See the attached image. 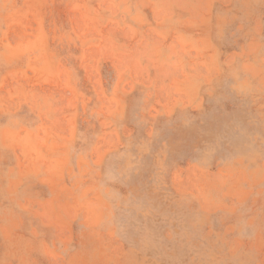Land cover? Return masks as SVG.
I'll return each instance as SVG.
<instances>
[{
	"label": "rangeland",
	"instance_id": "1",
	"mask_svg": "<svg viewBox=\"0 0 264 264\" xmlns=\"http://www.w3.org/2000/svg\"><path fill=\"white\" fill-rule=\"evenodd\" d=\"M0 264H264V0H0Z\"/></svg>",
	"mask_w": 264,
	"mask_h": 264
}]
</instances>
